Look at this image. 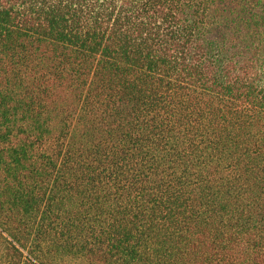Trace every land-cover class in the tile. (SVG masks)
Segmentation results:
<instances>
[{"label":"trees","instance_id":"1","mask_svg":"<svg viewBox=\"0 0 264 264\" xmlns=\"http://www.w3.org/2000/svg\"><path fill=\"white\" fill-rule=\"evenodd\" d=\"M264 264V0H0V264Z\"/></svg>","mask_w":264,"mask_h":264},{"label":"rangeland","instance_id":"2","mask_svg":"<svg viewBox=\"0 0 264 264\" xmlns=\"http://www.w3.org/2000/svg\"><path fill=\"white\" fill-rule=\"evenodd\" d=\"M64 264H93V263H90L87 260L81 261V260L68 259V260H66V262Z\"/></svg>","mask_w":264,"mask_h":264}]
</instances>
